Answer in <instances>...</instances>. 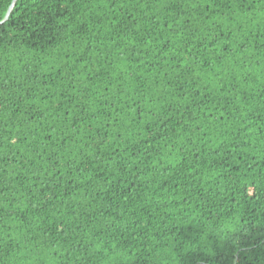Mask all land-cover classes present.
<instances>
[{"label": "trees", "instance_id": "1", "mask_svg": "<svg viewBox=\"0 0 264 264\" xmlns=\"http://www.w3.org/2000/svg\"><path fill=\"white\" fill-rule=\"evenodd\" d=\"M0 264H264V0H0Z\"/></svg>", "mask_w": 264, "mask_h": 264}, {"label": "water", "instance_id": "2", "mask_svg": "<svg viewBox=\"0 0 264 264\" xmlns=\"http://www.w3.org/2000/svg\"><path fill=\"white\" fill-rule=\"evenodd\" d=\"M15 1H16V0H14V2H15ZM10 12H11V8H10L9 11L7 12V14H6V16L4 17V19H3L2 21H0V24H1L2 22H4L5 20L8 19L9 15H10Z\"/></svg>", "mask_w": 264, "mask_h": 264}]
</instances>
